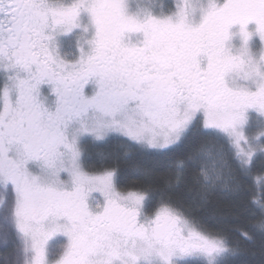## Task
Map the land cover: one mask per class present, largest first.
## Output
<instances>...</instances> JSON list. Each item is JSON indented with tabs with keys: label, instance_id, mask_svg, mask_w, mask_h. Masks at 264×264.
<instances>
[{
	"label": "snow or ice",
	"instance_id": "6c2138e0",
	"mask_svg": "<svg viewBox=\"0 0 264 264\" xmlns=\"http://www.w3.org/2000/svg\"><path fill=\"white\" fill-rule=\"evenodd\" d=\"M0 264H264V0H0Z\"/></svg>",
	"mask_w": 264,
	"mask_h": 264
},
{
	"label": "rangeland",
	"instance_id": "374dc122",
	"mask_svg": "<svg viewBox=\"0 0 264 264\" xmlns=\"http://www.w3.org/2000/svg\"><path fill=\"white\" fill-rule=\"evenodd\" d=\"M165 2H166V3H171V2H172V0H165Z\"/></svg>",
	"mask_w": 264,
	"mask_h": 264
},
{
	"label": "trees",
	"instance_id": "16d2710c",
	"mask_svg": "<svg viewBox=\"0 0 264 264\" xmlns=\"http://www.w3.org/2000/svg\"><path fill=\"white\" fill-rule=\"evenodd\" d=\"M243 259H246L247 260V259H249V257H244Z\"/></svg>",
	"mask_w": 264,
	"mask_h": 264
}]
</instances>
